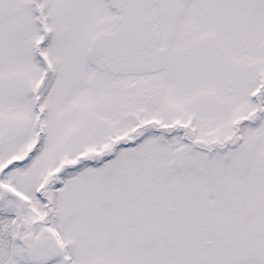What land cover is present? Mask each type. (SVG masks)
<instances>
[{
	"label": "snow or ice",
	"instance_id": "snow-or-ice-1",
	"mask_svg": "<svg viewBox=\"0 0 264 264\" xmlns=\"http://www.w3.org/2000/svg\"><path fill=\"white\" fill-rule=\"evenodd\" d=\"M0 264H264V0H0Z\"/></svg>",
	"mask_w": 264,
	"mask_h": 264
}]
</instances>
